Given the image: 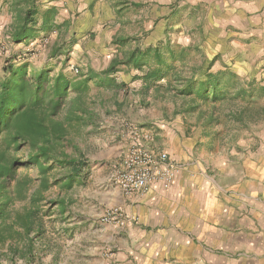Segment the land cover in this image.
Here are the masks:
<instances>
[{
  "label": "trees",
  "instance_id": "obj_1",
  "mask_svg": "<svg viewBox=\"0 0 264 264\" xmlns=\"http://www.w3.org/2000/svg\"><path fill=\"white\" fill-rule=\"evenodd\" d=\"M123 4L114 6L120 11ZM10 5L14 15L6 38L13 43L26 44L39 31L46 37L59 28L55 10L40 11L36 0H11ZM133 37L114 33L111 43L120 54L102 69L88 66L73 76L63 65L56 70L27 57L5 59L0 70V249L32 256L37 250L51 251L55 242L59 250L58 241L69 228L58 219L65 218L73 188L85 183L89 171L84 156L73 157L71 150L77 148V134L99 119L92 86L127 92L128 84L115 76L120 66L134 72L131 81L140 82L135 91L140 103L147 97L180 100L176 113L197 112L208 126L217 112L243 126L255 115L249 111L253 103L261 101L264 109V84L241 78L227 64L211 70L218 55L186 65L190 47L164 38L125 50ZM57 52L52 48L51 56Z\"/></svg>",
  "mask_w": 264,
  "mask_h": 264
},
{
  "label": "crops",
  "instance_id": "obj_2",
  "mask_svg": "<svg viewBox=\"0 0 264 264\" xmlns=\"http://www.w3.org/2000/svg\"><path fill=\"white\" fill-rule=\"evenodd\" d=\"M10 1L0 0L1 29H7L13 22ZM122 1L36 0L40 11L55 10L54 24L59 28L49 49L58 51L55 57L65 56L66 69L73 64V50L80 49L73 42V17L85 18L91 12L99 16L103 10L116 15L119 11L115 2ZM129 1L149 7L153 23L159 18L164 23L168 20L173 2L184 3L190 10L203 11L207 28H214L220 35H234L250 47L264 43V0ZM126 6L122 5L127 9ZM153 31L145 45L159 40ZM42 35L39 31L34 40L15 47L29 50L44 38ZM49 63L43 59L33 64ZM61 65L59 62L55 69L59 70ZM118 71L117 80L126 82L122 75L124 66ZM130 73L128 81L134 72ZM114 131L120 140L111 174L131 142L128 127ZM147 145L154 147L152 139ZM166 150L179 165L172 184L164 188L154 183L146 192L125 195L111 181L99 193L101 202L105 207L120 206L135 220L122 228L98 221L95 233L87 238L82 249L73 250V264H264V129L231 143L223 154L206 150L192 155L187 147L181 152L173 147ZM47 253L52 258L58 257L56 251L37 250L32 256L20 257L0 249V264H42L41 257Z\"/></svg>",
  "mask_w": 264,
  "mask_h": 264
},
{
  "label": "rangeland",
  "instance_id": "obj_3",
  "mask_svg": "<svg viewBox=\"0 0 264 264\" xmlns=\"http://www.w3.org/2000/svg\"><path fill=\"white\" fill-rule=\"evenodd\" d=\"M123 2V5L127 4V9L122 7L116 15L103 10L99 16L91 12V15L85 18L76 15L73 17V42L80 47L77 51L73 50V65L80 71H85L88 66L96 67L95 69L104 68L113 56L120 54L116 45L111 43L113 33L137 37H133L134 40L126 44V50L137 44L144 46L150 32L154 30L153 34L163 38L159 40L169 38L174 44L191 48L186 65H199L203 59L218 55L211 70L223 68L227 64L233 66L241 78L254 77L264 84V49L259 48L264 47V43H260L259 47H250L246 45L247 42L235 39L234 35H220L214 28H207L203 11L190 10L184 3L173 2L172 11L168 12V20L164 23L159 18L153 23L149 16V7L137 3L133 6V2L129 0ZM3 18L5 21L6 17ZM83 29H87V32L83 33ZM208 29H214V32L209 33ZM55 35L56 32L51 31L43 38L45 42L40 39L30 46L29 50H22L23 46L15 47L18 43L9 41L6 38V29L0 28V39L3 40L4 47L2 52L0 46V70L5 59L10 58L12 53L15 57H27L35 64L48 59L49 64L55 68L61 62L66 69L65 56H51L49 47ZM230 41L232 44L236 42L239 47H234L235 44L232 45ZM194 48L198 51L193 50ZM86 51L88 53H85ZM65 71L71 76L75 75L69 68ZM183 71L187 74L188 66L183 67ZM122 75L128 84L127 92L116 93L111 89L92 86L91 93L96 100L94 107L99 112V119L96 125H89L77 134V148L71 150L73 157H78L80 152L88 161V175L84 184L73 188L70 194L73 203L65 218L58 219L59 223L69 228L67 234L58 241L59 250L55 249L54 242L53 249L49 251H56L58 257L52 258L51 253H47L41 257L42 264H73V250L82 249L81 246L88 241L87 238L95 233L99 216L108 207L101 202L99 193L111 185L110 174L117 159L119 137L115 135L114 130L118 132L128 127L130 131L137 129L147 133L154 144L152 147L163 150L168 155V147H173L177 152L187 147L192 155H196L206 150L223 154L231 143L243 139L249 133L254 134L264 129V109L260 106L261 101L251 105L249 111L255 115L246 119V125L230 122L227 116L217 112V122L214 121L208 126L206 122L202 123L204 116L200 117L197 112L185 115L180 111L176 113L183 105L180 100L174 102L147 97L145 102L140 103L139 95L135 93L139 81H128L130 72L123 71ZM112 135L115 138H112ZM176 165L179 168L177 163Z\"/></svg>",
  "mask_w": 264,
  "mask_h": 264
},
{
  "label": "built area",
  "instance_id": "obj_4",
  "mask_svg": "<svg viewBox=\"0 0 264 264\" xmlns=\"http://www.w3.org/2000/svg\"><path fill=\"white\" fill-rule=\"evenodd\" d=\"M45 42V39H41ZM3 49V48H2ZM69 69L78 72L73 64ZM131 142L126 152L117 162L111 174V181L125 195L146 192L154 183L169 187L176 177L178 166L172 162L169 155L159 149L149 147L147 142L151 137L137 129L130 131ZM130 220H135L125 214L118 205L107 207L99 216V221L114 228H122Z\"/></svg>",
  "mask_w": 264,
  "mask_h": 264
}]
</instances>
